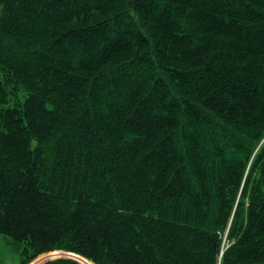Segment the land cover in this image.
Masks as SVG:
<instances>
[{
	"label": "trees",
	"instance_id": "trees-1",
	"mask_svg": "<svg viewBox=\"0 0 264 264\" xmlns=\"http://www.w3.org/2000/svg\"><path fill=\"white\" fill-rule=\"evenodd\" d=\"M1 235L264 264V0H0Z\"/></svg>",
	"mask_w": 264,
	"mask_h": 264
},
{
	"label": "rangeland",
	"instance_id": "rangeland-1",
	"mask_svg": "<svg viewBox=\"0 0 264 264\" xmlns=\"http://www.w3.org/2000/svg\"><path fill=\"white\" fill-rule=\"evenodd\" d=\"M66 256L67 255L64 254L63 252H57V253L54 252V254L49 253L37 258L31 264H43L49 260H53L59 257H66ZM0 264H19L18 256L7 244L6 236L3 235L0 236Z\"/></svg>",
	"mask_w": 264,
	"mask_h": 264
},
{
	"label": "water",
	"instance_id": "water-1",
	"mask_svg": "<svg viewBox=\"0 0 264 264\" xmlns=\"http://www.w3.org/2000/svg\"><path fill=\"white\" fill-rule=\"evenodd\" d=\"M57 253V252H56ZM64 254H66V253H64ZM67 256H69V257H72V258H76V259H78V260H80V261H82L83 263L85 262V263H88V264H90L89 262H87L85 259H83V258H81V257H79V256H76L75 254H72V253H67L66 254Z\"/></svg>",
	"mask_w": 264,
	"mask_h": 264
},
{
	"label": "bare ground",
	"instance_id": "bare-ground-1",
	"mask_svg": "<svg viewBox=\"0 0 264 264\" xmlns=\"http://www.w3.org/2000/svg\"><path fill=\"white\" fill-rule=\"evenodd\" d=\"M58 255V254H57ZM86 264V263H85Z\"/></svg>",
	"mask_w": 264,
	"mask_h": 264
}]
</instances>
